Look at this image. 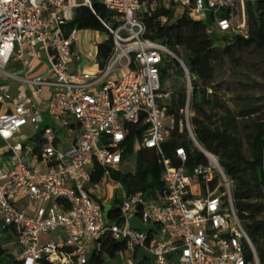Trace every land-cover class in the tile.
Segmentation results:
<instances>
[{
	"label": "built area",
	"instance_id": "1",
	"mask_svg": "<svg viewBox=\"0 0 264 264\" xmlns=\"http://www.w3.org/2000/svg\"><path fill=\"white\" fill-rule=\"evenodd\" d=\"M250 2L255 0H0V80L12 59L23 60L28 51L40 49L50 64L49 77L29 82L39 95L44 86L52 88L46 117L26 89L17 96L0 94L1 139L9 142L29 123L42 127L29 155L22 143H8L9 155L0 164V239L11 255L0 264H91L89 255L102 253L103 264H126L120 256L127 251L132 253L127 264H262L238 216L233 179L196 138L191 76L167 46L144 36L142 15L158 9L173 11L174 18L200 15L224 46L225 35H247ZM96 3L117 22L102 21L113 37V51L95 72L71 70L73 46L83 29H71L69 23L78 8L94 11ZM97 47L96 40L90 41L83 56L93 59ZM163 55L177 59L186 75L188 99L180 130L207 158L192 169L185 166L183 146L175 149L177 165L164 155L173 121L165 124ZM74 123L79 135L70 141L59 125ZM129 125L147 127L139 142L164 157L165 190L155 197L128 192L113 177L127 160ZM30 158L44 162L46 170L34 169ZM97 166L104 174L94 184ZM107 181L120 189L119 206L109 210L97 194ZM24 199L28 208L20 206ZM117 211L120 220L113 217ZM136 216L147 230L133 227ZM49 233H56V239L42 243ZM116 241L123 250L113 257L105 254L103 249Z\"/></svg>",
	"mask_w": 264,
	"mask_h": 264
},
{
	"label": "trees",
	"instance_id": "2",
	"mask_svg": "<svg viewBox=\"0 0 264 264\" xmlns=\"http://www.w3.org/2000/svg\"><path fill=\"white\" fill-rule=\"evenodd\" d=\"M248 15L247 35H225L226 44L219 46L211 37L208 23L196 20L189 13L174 18L171 10L158 9L153 14H143L146 23L144 36L160 42L175 53L187 68L191 76V108L196 114L191 118L198 142L208 151L220 155L221 165L235 184L234 202L240 220L249 234L260 261L264 264V122H256L249 135L251 156L246 158L242 151L239 137V120L233 111L225 108L222 113L218 109L222 106L218 94L222 84L213 85L216 74L227 59H234L236 52H245L256 47L264 56V0H255L246 7ZM226 12H223L225 15ZM114 14L101 4H95V10L87 7L78 8L73 20L69 23L71 29H90L107 34L106 39L99 43L97 59L100 66H104L113 51L114 42L111 33L102 21L116 26ZM166 16L168 22L163 23ZM180 67L185 74L181 63L169 55H163L160 65L162 92L171 99L170 103L163 102L167 108V116L173 121L171 138L164 144V155L177 165L175 149L183 146L188 155L185 166L192 169L194 166L205 163V154L189 139L187 132H181L180 124L183 110L188 99V87H172L168 82L171 75L170 64ZM169 83L167 90L164 85ZM187 84V83H185ZM203 117L214 118L215 127L212 128ZM50 124L46 121V125ZM147 127L129 125V135L126 142L127 157L134 152L138 153L137 167L134 172L124 173L113 171V177L120 182L128 192H143L147 197H155L163 193L165 184L162 180L164 171V157L155 149L143 147L139 142L142 133ZM41 137V134H38ZM250 173V178H245ZM104 169L97 166L92 182L102 180ZM120 203V200L117 199ZM114 218L120 220L119 211ZM105 247L104 253L115 256L117 251L123 250L121 241L113 242ZM0 239V263H5L11 256ZM252 255L250 254V258ZM91 264H103V253L93 255Z\"/></svg>",
	"mask_w": 264,
	"mask_h": 264
},
{
	"label": "rangeland",
	"instance_id": "3",
	"mask_svg": "<svg viewBox=\"0 0 264 264\" xmlns=\"http://www.w3.org/2000/svg\"><path fill=\"white\" fill-rule=\"evenodd\" d=\"M195 19L203 20V17L199 15ZM214 30V27L208 28L212 39L217 43L220 38L216 35ZM92 31H94L93 33L96 35H104L101 40L107 37V34L105 32L100 33V31ZM79 52L80 47L75 46L74 65L77 62ZM93 53L94 58H96V51L93 50ZM169 66L171 69V75L168 79V82L172 87H175L172 90L176 91V88L183 89L185 85H187L185 84L187 83L186 75L181 72L180 67H174L172 63ZM169 83L164 85L165 90L168 89ZM218 83L222 84V88L218 91L220 102L222 104V106L218 109V113H222L225 108H229L238 118L240 122L238 132L242 144V151L246 158H250L251 147L249 144V135L252 133L253 127L256 122H264V56L262 55V52L256 47H251L243 53L237 51L236 57L234 59H227L224 66L220 70H218L213 85H216ZM162 100L166 103H170L171 101V99L167 96ZM195 114L196 113L193 111L192 117H194ZM203 119L212 128L215 127V123L213 122L214 118L212 119L211 117H203ZM171 122L172 119L170 117H167V119H165L166 125L170 126ZM39 129L40 127H36L30 123L22 128V133L19 139L21 141H24L27 137H30L31 135L39 131ZM0 145H2V147L5 146L4 143H0ZM30 147H32V145H30ZM198 149L200 148L198 147ZM215 155L221 163L220 155ZM137 161L138 153L134 152L133 154L128 155L125 164L121 166V170L124 173L130 170H135L137 167ZM245 178L249 179L250 173H245ZM105 183H107L106 185L112 196H114L115 194L117 195V197L120 196L119 187H117L111 181H107ZM235 187L236 186L234 184L233 190L235 189ZM195 189V191L198 192L197 187ZM131 222L134 228L147 230L142 224L139 216L133 218ZM55 234L56 233L43 234V236L41 237L42 243H46L56 239ZM9 245L11 249H14V246L12 244ZM18 252L19 251L15 249V253ZM139 254L142 256L143 252L139 251ZM91 257L92 255L90 254L89 258ZM109 258L110 257H108V260ZM120 258H122L127 264V261L130 262V260L132 259V253L130 251L124 252L120 256Z\"/></svg>",
	"mask_w": 264,
	"mask_h": 264
},
{
	"label": "crops",
	"instance_id": "4",
	"mask_svg": "<svg viewBox=\"0 0 264 264\" xmlns=\"http://www.w3.org/2000/svg\"><path fill=\"white\" fill-rule=\"evenodd\" d=\"M94 31L90 29H83V31L80 32V42L78 45L80 47V52L78 53L77 62L74 65V46H73V60L70 63V69L74 70V67H80L85 71L89 72H95L100 64L97 59V50L98 47L94 50L96 51V58L88 59L83 56V49L86 47V45H89V42L92 40H96L99 43L103 42L106 38H101L104 35H96L93 33ZM101 33V32H100ZM103 33V32H102ZM217 35V34H216ZM218 36V35H217ZM49 61L47 59L46 53L40 49L37 51H28L26 53V56L23 60L20 59H12L7 67H6V75L2 77L0 80V94L7 92L11 94L12 96H17L23 89H26L28 93L34 98V100L38 103L40 106V109L42 111L43 116L46 117V105L49 101L52 93V88L50 86H44L42 93L39 95L36 93V86L29 82V80H32L36 77H49ZM10 67V68H8ZM11 104V103H9ZM47 121V120H46ZM30 124V123H29ZM27 126V125H26ZM35 126V125H34ZM59 131L70 140L73 141L76 139V137L79 135V127L77 124L74 123V125H70L69 127H62L59 125ZM42 127H40L39 131H37L35 134L31 135L30 137H27L24 141H21L19 138L22 133V129L17 135H15L14 138L9 140V142L3 140L0 138V143H4V147L0 145V164L3 163L4 160L8 157V143L14 144L17 142H20L23 144L25 151L29 153L33 150V148L38 146L39 143V133L41 132ZM41 134V133H40ZM32 147H30V145ZM34 145V146H33ZM3 154V155H2ZM126 162V161H125ZM125 162L123 164H125ZM30 163L32 164L34 169L38 170H46L47 166L42 161H36L32 158H30ZM122 164V165H123ZM121 165V166H122ZM136 170V169H135ZM128 171V172H134ZM120 171H122L120 169ZM123 172V171H122ZM127 173V172H126ZM107 183H103L101 188L97 191L98 197L101 198L102 203L106 207L107 210L111 208H117L119 206V202H117V195L115 194L112 196L110 193L107 185ZM28 200L24 199L21 203V207L28 208ZM29 213H31V209L28 210Z\"/></svg>",
	"mask_w": 264,
	"mask_h": 264
}]
</instances>
